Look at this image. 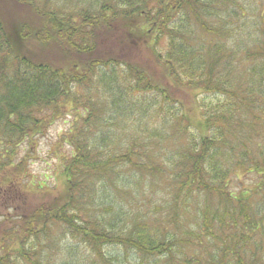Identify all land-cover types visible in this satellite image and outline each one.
I'll return each instance as SVG.
<instances>
[{
  "label": "trees",
  "instance_id": "trees-1",
  "mask_svg": "<svg viewBox=\"0 0 264 264\" xmlns=\"http://www.w3.org/2000/svg\"><path fill=\"white\" fill-rule=\"evenodd\" d=\"M123 254L264 264V0H0V264Z\"/></svg>",
  "mask_w": 264,
  "mask_h": 264
},
{
  "label": "rangeland",
  "instance_id": "rangeland-1",
  "mask_svg": "<svg viewBox=\"0 0 264 264\" xmlns=\"http://www.w3.org/2000/svg\"><path fill=\"white\" fill-rule=\"evenodd\" d=\"M235 21L233 23L232 28L234 30V34L238 36L240 30H242V26H244V22H240L235 25ZM69 121L70 120L66 118L54 123V125L45 135V137L39 140L38 151H36L37 153L35 156H33V160L30 162L29 165V170L33 176L37 175L38 178H42L44 174H47L48 176L54 177L52 176L53 173L55 172L54 170L59 166L58 165L59 160H57L58 158L55 160L54 154L59 155V152H66L65 148L58 149L57 141L59 136L62 133H64V131L67 130ZM49 181L50 182L48 184L51 183L49 187L52 188L54 186V182L53 180H49ZM151 197L155 198L156 200L160 199L161 188L157 187ZM166 211L168 212V214L170 213V210H166ZM127 213H128L127 215H129V212ZM130 215H132L133 217L127 219H133V218L138 219L139 217L145 215V213L143 210H141L140 215H136V211ZM192 216H193V210H190V213L188 214L186 220L183 223L189 225ZM128 228H131V226H128ZM78 251H79V247H78ZM109 254L111 257H115L119 255L118 251L115 248L109 249ZM120 258L121 261L122 260L124 262L128 261L131 264H135V260H133L132 256L129 254H123L122 257L120 256ZM84 264H94V263H92L91 259H88L87 262L86 260H84Z\"/></svg>",
  "mask_w": 264,
  "mask_h": 264
}]
</instances>
